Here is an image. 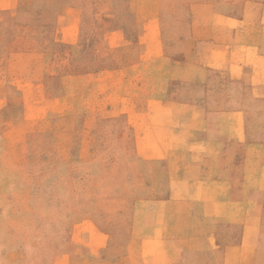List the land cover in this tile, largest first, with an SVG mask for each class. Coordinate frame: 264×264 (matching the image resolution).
<instances>
[{"label": "rangeland", "instance_id": "rangeland-1", "mask_svg": "<svg viewBox=\"0 0 264 264\" xmlns=\"http://www.w3.org/2000/svg\"><path fill=\"white\" fill-rule=\"evenodd\" d=\"M208 13L264 38V0H0V264H221L242 243L245 224L197 222L170 189L190 145L168 104L241 108L264 145V97L219 71L185 79Z\"/></svg>", "mask_w": 264, "mask_h": 264}, {"label": "crops", "instance_id": "crops-1", "mask_svg": "<svg viewBox=\"0 0 264 264\" xmlns=\"http://www.w3.org/2000/svg\"><path fill=\"white\" fill-rule=\"evenodd\" d=\"M196 20L184 61L179 63L190 73L185 79L202 85L207 69L219 71L230 81L248 86L249 95L264 97V38L257 42L247 33L242 36V25L233 18L208 13L197 15ZM165 108L189 112L185 143L190 148L171 178L170 189L185 190L186 196L177 194V198H188L190 205L201 207L197 222L245 224L242 243L225 247L221 264H232L235 258L258 263L261 230L256 228L264 224L258 210L264 199V145L246 143L243 109L219 106L208 118L203 111L209 108L196 104L171 103ZM234 147L241 149L242 164L235 161L240 157Z\"/></svg>", "mask_w": 264, "mask_h": 264}]
</instances>
